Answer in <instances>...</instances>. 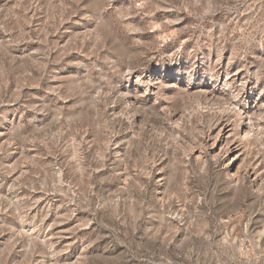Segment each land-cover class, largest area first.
Listing matches in <instances>:
<instances>
[{
	"label": "rangeland",
	"instance_id": "1",
	"mask_svg": "<svg viewBox=\"0 0 264 264\" xmlns=\"http://www.w3.org/2000/svg\"><path fill=\"white\" fill-rule=\"evenodd\" d=\"M225 73L230 92L212 78ZM136 75L155 79L152 112L145 100L126 109ZM250 89L260 182L233 189L201 140L212 115L179 130L172 117L245 102ZM263 103L264 0H0V254L21 246L0 264L47 260L42 248L23 260L20 222L51 236L67 256L58 264H264ZM75 144L87 181L67 166ZM145 160L162 164L156 178L140 173Z\"/></svg>",
	"mask_w": 264,
	"mask_h": 264
},
{
	"label": "bare ground",
	"instance_id": "2",
	"mask_svg": "<svg viewBox=\"0 0 264 264\" xmlns=\"http://www.w3.org/2000/svg\"><path fill=\"white\" fill-rule=\"evenodd\" d=\"M30 12L33 13L34 9H32V8L29 9V15L31 16L32 14H30ZM31 19H32V17H31ZM28 24L30 25L29 21H28ZM41 28L42 29L46 28V21L43 22V25H42ZM93 32H94L95 35L97 34L95 29H93ZM132 75H133V73L129 72L127 74V77H126L127 80H129ZM212 78H213L214 82L216 83V85L220 84V87L227 88V90L229 92L231 91L233 85L229 82L228 73H225L224 75L219 74L218 76L213 75ZM154 80L155 79H151L150 77L143 78V77H141L139 75L135 76V81H134L135 88H133V93H132L133 94V99H131V100L127 99V101L125 103L126 104L125 106H126L127 110L129 108H134V109L136 107L140 108L139 106L141 105L143 100H145V102H146L147 110H149L150 112L155 110L151 106L152 102L149 103L150 99L147 98L148 95H150V94L153 95L154 89L150 88V85H151V83L154 82ZM156 83H157V81H156ZM139 88L141 89V91L139 90ZM220 90H222V89H220ZM220 90H218V92ZM128 92H130V91H128ZM252 92L253 91L250 89V91L247 94V95H249V94L250 95L245 98V102H242L241 99H237V98H234V97H233V99L232 98H227V103H226L227 107L224 108V109L222 108L221 110H218V111H211L212 109L208 110L209 107H206L207 110H208V112H206V113L205 112H201L200 110L197 109V110H194V112H192L191 114H189L188 118L183 116L182 115L183 113L182 114L173 115V117H172L173 120L175 122H177V123H175L176 125L174 127L176 128V130H179L183 126L184 123H187V122L190 121L192 116L194 118H198L199 119L202 116H206L207 117L208 115L209 116L212 115L211 116L212 117L211 118L212 119V123L208 127L207 134L201 140L203 142H208V143L212 142L211 147L217 149L218 155L226 163L225 165L228 168L227 178H228V181H229V185H231L233 189L240 188V186L244 185L245 183H249L251 188H254L255 186L257 187V181H259L258 180V177H259L258 176V172L259 171L257 172V170H256V168L258 169V167H257L258 160H257V157H254V156L251 158V156H250L251 155V150L249 148V145H250L249 142L252 140L253 137H256V140H259L258 136L260 135V132H261V121L259 119H261V118L259 117V119H255L256 118L255 114H257L256 112L258 111V108L261 106V104H260L261 98L260 97L259 98L253 97ZM138 93H140L141 95H139ZM232 96H234V95H232ZM230 97H231V95H230ZM109 111L112 114L111 117L115 118L116 116H115L114 107H112ZM6 112L8 114V111H6ZM123 119L130 125L132 120H134L135 118H133L131 120V118L126 116V118L123 117ZM208 125H209V123H208ZM131 134H130V137L134 138L133 137L134 134H132V135ZM138 135L139 134H137V137H139ZM104 142H105L106 150H108L109 148H112V147H115L116 149H118V143H117L118 140L116 138L108 137L107 139H105ZM55 148H56V146H50L49 147V149H51L53 151H54ZM62 152L65 153L66 150H63ZM114 152H115L116 155L118 154L117 150H115ZM66 154L67 153H65V155ZM70 154H71V156H69L70 160H68L69 162L67 163L68 169L72 173H74V175L76 176L77 179L79 178L82 181L86 180L83 177L84 176L83 172L85 171V158H84V153L82 151L81 145L80 144H75L74 147L72 148V152ZM249 157L251 158V160H249L250 162L247 161V159ZM197 158H198V155H197ZM11 163H10V166L12 167V165H14V164L13 163L11 164ZM161 165L162 164L160 162L157 163L155 161H152L149 164H147L146 160H145L143 165H142V168L140 169V173L145 175V177L147 179H149V180L152 179L153 177L156 178L155 175L160 173ZM205 166L206 165L203 164V166H201V167L205 168ZM44 173L51 174L52 178H53V176L55 174L54 172L52 174L51 171H44ZM259 175H261V174H259ZM18 176H19V174H18ZM16 177L17 176H15V178ZM158 177L160 178V176H158ZM57 178H58L57 186H58V189H60V186L62 185L61 175L59 174ZM259 182H258V185H259ZM226 185H227V183H226ZM83 193H85V194L87 193V188H84ZM12 198L14 199V202L18 201V197L17 196H14ZM117 207H118V203L115 202V201L112 202L111 208L113 210H116ZM15 211H17V210L15 209ZM16 216L17 215H15V217ZM18 216H20V215H18ZM17 218H19V217H17ZM137 218H139V217H137ZM162 219H164L163 216H162ZM162 219L160 221H162ZM33 224L34 223H31V222L30 223L20 222V229L19 230H16V229H14L13 231L11 230L13 236H15L16 235L15 233H17V235H20L22 238L25 239L24 243H26V247H25V249L23 251V253H24L23 254V260H29L30 261L31 258H33V260H35V256L39 252L40 248H42V249H40L41 251H46L47 255H48L47 260L44 261L43 264H58L59 262H61L63 260H66V258H67L66 253L60 254L59 251L55 250V248L53 246V243H52V241L50 239L51 236L50 235L47 236L46 233L45 234H41L42 231L40 233L37 230V228L34 227ZM17 226L18 227L15 226V228H19V225H17ZM51 228H52V226H51ZM49 230H51V229L49 228ZM11 232H10V234H11ZM155 235H156V233H155ZM17 237H15V238H17ZM153 238H154V235H153ZM11 241H13V240H11ZM20 247L16 246L15 244H11L5 250V251H8L7 253L0 254V261H7L8 258H9L8 257L9 254L12 253L13 251L18 250V249L21 250ZM60 251H62V250H60ZM63 252H66V251H63ZM78 257H77V261L80 259ZM10 260H11V258H10Z\"/></svg>",
	"mask_w": 264,
	"mask_h": 264
}]
</instances>
